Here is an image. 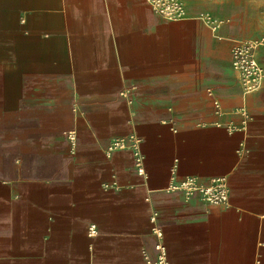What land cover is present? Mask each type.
Wrapping results in <instances>:
<instances>
[{"label": "crops", "instance_id": "obj_1", "mask_svg": "<svg viewBox=\"0 0 264 264\" xmlns=\"http://www.w3.org/2000/svg\"><path fill=\"white\" fill-rule=\"evenodd\" d=\"M184 2L167 20L147 0H0V264H141L153 212L172 264H264V83L242 93L230 60L264 37V0ZM131 133L144 174L105 154ZM188 175L225 176L228 204L167 189Z\"/></svg>", "mask_w": 264, "mask_h": 264}, {"label": "built area", "instance_id": "obj_2", "mask_svg": "<svg viewBox=\"0 0 264 264\" xmlns=\"http://www.w3.org/2000/svg\"><path fill=\"white\" fill-rule=\"evenodd\" d=\"M147 2L155 13L167 20H178L187 16L184 0H147ZM195 16L204 20L213 31L230 21L228 17L218 16L210 11H198ZM262 44H264V37L238 38L235 39L231 47V66L244 94L258 90L264 83V66L261 65L256 56V50ZM207 92L211 94L209 89ZM120 94L127 96V91H120ZM213 108L215 114H220L221 105L217 99L213 100ZM235 112L242 117L241 121L244 125L250 117L247 110L244 107H237ZM234 128L236 127L230 125V129ZM65 134L73 151L76 131L70 129ZM141 142V137L133 133L123 137H115L105 147V154L109 156L115 150L128 149L131 152L136 172L144 174L145 157L141 149ZM167 189L179 190L186 197L198 194L203 205L226 206L228 204L229 187L225 176L212 177L209 183H202L195 176L188 175L177 182L170 183ZM156 216V212L150 215L151 230L157 238L154 244L155 254H151L145 247H142L140 250L141 264H172L167 258L166 247L161 241L162 231L160 226L156 224ZM95 234L96 226L92 223L88 226V235L94 236Z\"/></svg>", "mask_w": 264, "mask_h": 264}]
</instances>
